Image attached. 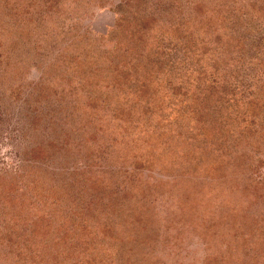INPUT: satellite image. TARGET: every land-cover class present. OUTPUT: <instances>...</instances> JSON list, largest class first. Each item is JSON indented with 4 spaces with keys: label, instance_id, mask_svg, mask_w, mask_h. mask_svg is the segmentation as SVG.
<instances>
[{
    "label": "rangeland",
    "instance_id": "374dc122",
    "mask_svg": "<svg viewBox=\"0 0 264 264\" xmlns=\"http://www.w3.org/2000/svg\"><path fill=\"white\" fill-rule=\"evenodd\" d=\"M258 193L264 0H0V264H264Z\"/></svg>",
    "mask_w": 264,
    "mask_h": 264
},
{
    "label": "trees",
    "instance_id": "16d2710c",
    "mask_svg": "<svg viewBox=\"0 0 264 264\" xmlns=\"http://www.w3.org/2000/svg\"><path fill=\"white\" fill-rule=\"evenodd\" d=\"M148 18L149 17H146L145 19H143L138 13L132 12L131 14H128V16L125 15V14H121V15L118 14L116 16V21L115 22H116L117 29H120L121 28L120 24H122L123 26L127 27L130 23L129 24H125L124 21L127 23L128 22L127 19L128 20H132L133 21L132 31H134V33L137 34L136 31L138 30V28L140 26L143 27V28L148 26V20H149ZM132 21H130V22H132ZM137 23H139V26L137 25ZM137 36H139V33H138ZM258 195L261 197L260 199L262 200V197L264 195L262 196L261 193H258ZM263 201H264V198H263ZM252 215H253V213H249V211L247 209H245L243 211V213L240 215V219H241L240 221H242L243 225H245V224H247V225L248 224H253L254 226H257L258 219H254L253 217H251ZM33 223H35V222H33ZM31 247H33V248H30V250L33 249L32 250L33 251V254H32L33 256L39 254L38 249L34 248V246H31ZM15 255L18 256V257L24 255V250L23 251L19 250Z\"/></svg>",
    "mask_w": 264,
    "mask_h": 264
}]
</instances>
